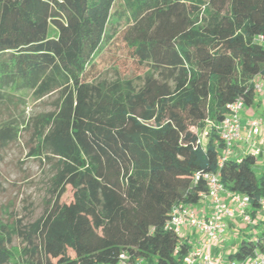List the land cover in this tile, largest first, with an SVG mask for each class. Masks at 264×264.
I'll return each instance as SVG.
<instances>
[{
    "label": "trees",
    "instance_id": "16d2710c",
    "mask_svg": "<svg viewBox=\"0 0 264 264\" xmlns=\"http://www.w3.org/2000/svg\"><path fill=\"white\" fill-rule=\"evenodd\" d=\"M261 37L264 0H0V98L57 93L54 110L34 120V153L53 157V197L73 188L69 203L32 222L0 221V264L11 263L15 237L23 264H118L124 252L144 264H184L191 246L166 224L174 205L203 200L206 173L257 207V159L219 166L224 144L211 124L238 98L254 104ZM105 50L116 64H126L124 51L147 67L142 82L97 80ZM20 130L0 114V152ZM258 230L264 239L261 224L241 229L229 258L264 251L253 241Z\"/></svg>",
    "mask_w": 264,
    "mask_h": 264
},
{
    "label": "rangeland",
    "instance_id": "374dc122",
    "mask_svg": "<svg viewBox=\"0 0 264 264\" xmlns=\"http://www.w3.org/2000/svg\"><path fill=\"white\" fill-rule=\"evenodd\" d=\"M198 8L192 13L201 11ZM202 12L199 13V20ZM54 35V31H52ZM119 62L115 63L112 53L105 50L97 57L95 78L108 84L117 80L132 79L136 84L142 82L147 67H137L128 59L124 51L118 53ZM57 93L44 98H36L31 90L5 91L0 98V114L4 121H14L19 124L21 130L18 138L9 143L0 152V221L10 224H27L39 218L46 210L51 212L65 203H69L73 197V188L70 184L62 187L59 193L51 195V178L55 173L53 157L46 158L35 155V147L38 140L34 129L35 118L42 113L50 112L55 108ZM259 117L264 118V108L259 112ZM205 130H199L201 140L206 143L208 136ZM257 175L264 171V154L259 156L255 165ZM85 177L80 181V187L84 186ZM245 229L244 225L240 226ZM231 241L228 246H223L220 255L224 262L229 261V254L237 251V246L242 239V234ZM22 241L15 237L12 242L13 256L10 264H23L20 257Z\"/></svg>",
    "mask_w": 264,
    "mask_h": 264
},
{
    "label": "built area",
    "instance_id": "2783aa9c",
    "mask_svg": "<svg viewBox=\"0 0 264 264\" xmlns=\"http://www.w3.org/2000/svg\"><path fill=\"white\" fill-rule=\"evenodd\" d=\"M260 40L264 41V38L261 37ZM254 90L257 95L264 96V76L254 79ZM245 108L244 100L238 98L228 106V113L221 121L211 124L224 144L218 161L219 166H223L232 157L240 159L243 154H251L256 159L264 154V118L252 116L244 120L242 113ZM205 134L207 135V131ZM238 149L240 154L235 157ZM200 176L197 174V178ZM203 177L207 184L203 200L208 204V212L200 211L195 205L180 203L173 206L166 224V227L174 230L183 241L187 229L195 231L200 237L185 254L183 263L264 264V251L256 250L243 259L229 258L228 262H224V257L217 251L227 241L233 222H237L239 226L244 225V228L251 232L259 224L264 230V197H261L257 207H254L249 195L226 189L219 173H206ZM254 209L255 216L252 213ZM260 235V230L255 232L253 241L264 244ZM118 264H144V259L133 258L124 252Z\"/></svg>",
    "mask_w": 264,
    "mask_h": 264
},
{
    "label": "crops",
    "instance_id": "0c3cea01",
    "mask_svg": "<svg viewBox=\"0 0 264 264\" xmlns=\"http://www.w3.org/2000/svg\"><path fill=\"white\" fill-rule=\"evenodd\" d=\"M263 108H264V96L263 95H256V99H255L254 104L250 107L247 106L242 113L244 120L249 118V117H252V116H258L259 112ZM239 154H240V152L238 149V154H235L234 156L237 157ZM195 207H197L200 211L208 212V204L204 200H202L199 204L195 205ZM240 229H241V227L239 226V224L237 222H233L231 224V228H230L229 233H228L227 241L225 242V244L221 245L217 250L219 253H221L220 251L223 248V246H228L229 244H231V241L234 238H235V240H236V238H238V236H239L238 234L241 233ZM185 234H186V236L184 238V241H187L190 246H193L194 244H196V242L200 239L199 235L193 230L187 229Z\"/></svg>",
    "mask_w": 264,
    "mask_h": 264
}]
</instances>
